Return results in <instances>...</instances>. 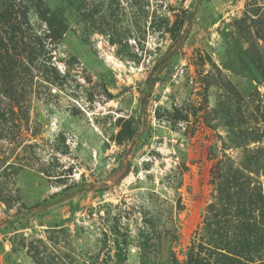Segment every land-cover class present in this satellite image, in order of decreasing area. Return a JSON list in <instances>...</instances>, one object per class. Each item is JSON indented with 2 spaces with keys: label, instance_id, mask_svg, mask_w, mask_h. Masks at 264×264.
I'll return each instance as SVG.
<instances>
[{
  "label": "rangeland",
  "instance_id": "1",
  "mask_svg": "<svg viewBox=\"0 0 264 264\" xmlns=\"http://www.w3.org/2000/svg\"><path fill=\"white\" fill-rule=\"evenodd\" d=\"M0 264H264V0H0Z\"/></svg>",
  "mask_w": 264,
  "mask_h": 264
},
{
  "label": "trees",
  "instance_id": "2",
  "mask_svg": "<svg viewBox=\"0 0 264 264\" xmlns=\"http://www.w3.org/2000/svg\"><path fill=\"white\" fill-rule=\"evenodd\" d=\"M53 202H56V201H52V202H48V203L43 202V203H40V204H36L31 209H28L25 212H33V211H37V210L38 211L44 210L45 208H47V207L51 206L52 204H54Z\"/></svg>",
  "mask_w": 264,
  "mask_h": 264
}]
</instances>
